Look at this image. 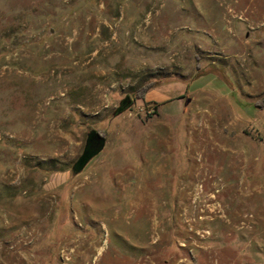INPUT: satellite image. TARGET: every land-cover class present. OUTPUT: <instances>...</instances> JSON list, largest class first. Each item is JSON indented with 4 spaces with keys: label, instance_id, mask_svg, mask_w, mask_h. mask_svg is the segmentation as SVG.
Wrapping results in <instances>:
<instances>
[{
    "label": "rangeland",
    "instance_id": "rangeland-1",
    "mask_svg": "<svg viewBox=\"0 0 264 264\" xmlns=\"http://www.w3.org/2000/svg\"><path fill=\"white\" fill-rule=\"evenodd\" d=\"M0 264H264V0H0Z\"/></svg>",
    "mask_w": 264,
    "mask_h": 264
},
{
    "label": "water",
    "instance_id": "water-1",
    "mask_svg": "<svg viewBox=\"0 0 264 264\" xmlns=\"http://www.w3.org/2000/svg\"><path fill=\"white\" fill-rule=\"evenodd\" d=\"M105 146L104 137L96 131H91L87 134L85 146L82 154L71 167L72 173H79L84 166L90 161L94 156L99 154Z\"/></svg>",
    "mask_w": 264,
    "mask_h": 264
},
{
    "label": "trees",
    "instance_id": "trees-1",
    "mask_svg": "<svg viewBox=\"0 0 264 264\" xmlns=\"http://www.w3.org/2000/svg\"><path fill=\"white\" fill-rule=\"evenodd\" d=\"M143 92H144V90H143Z\"/></svg>",
    "mask_w": 264,
    "mask_h": 264
},
{
    "label": "bare ground",
    "instance_id": "bare-ground-1",
    "mask_svg": "<svg viewBox=\"0 0 264 264\" xmlns=\"http://www.w3.org/2000/svg\"><path fill=\"white\" fill-rule=\"evenodd\" d=\"M205 140V139H204Z\"/></svg>",
    "mask_w": 264,
    "mask_h": 264
}]
</instances>
